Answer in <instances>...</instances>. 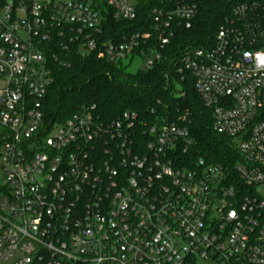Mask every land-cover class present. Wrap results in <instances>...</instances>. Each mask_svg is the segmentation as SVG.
Instances as JSON below:
<instances>
[{"label":"built area","instance_id":"2783aa9c","mask_svg":"<svg viewBox=\"0 0 264 264\" xmlns=\"http://www.w3.org/2000/svg\"><path fill=\"white\" fill-rule=\"evenodd\" d=\"M201 1L0 0V264H264V0L235 5L178 69L232 164L195 156L185 115L43 118L55 68L80 56L148 71ZM138 8L151 32L114 30Z\"/></svg>","mask_w":264,"mask_h":264},{"label":"trees","instance_id":"16d2710c","mask_svg":"<svg viewBox=\"0 0 264 264\" xmlns=\"http://www.w3.org/2000/svg\"><path fill=\"white\" fill-rule=\"evenodd\" d=\"M252 0H202L189 29H177L161 58L148 70L128 72L91 57H72L69 68H55L53 83L42 103L44 121L61 124L81 107L94 106L97 117L106 123L124 112L141 120L185 115L186 127L194 139V152L212 164H232L235 154L230 141L212 129V117L194 89V79L181 68L180 61L191 48L209 49L218 26L231 16L233 7ZM144 24L139 29V23ZM128 26L132 32H151L150 10H137L128 24L113 25L114 30ZM153 112V114H151Z\"/></svg>","mask_w":264,"mask_h":264},{"label":"rangeland","instance_id":"374dc122","mask_svg":"<svg viewBox=\"0 0 264 264\" xmlns=\"http://www.w3.org/2000/svg\"><path fill=\"white\" fill-rule=\"evenodd\" d=\"M123 67H126V70L128 72H135L136 70L143 68V62L141 59H134L132 63H128L124 61L122 63ZM258 193L261 195V197L264 199V187L257 188Z\"/></svg>","mask_w":264,"mask_h":264},{"label":"snow or ice","instance_id":"6c2138e0","mask_svg":"<svg viewBox=\"0 0 264 264\" xmlns=\"http://www.w3.org/2000/svg\"><path fill=\"white\" fill-rule=\"evenodd\" d=\"M257 59H258L261 63H264V57L257 56Z\"/></svg>","mask_w":264,"mask_h":264}]
</instances>
